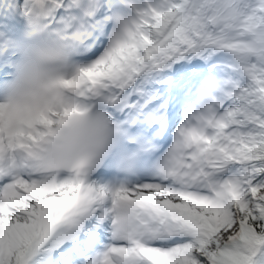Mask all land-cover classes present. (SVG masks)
Returning <instances> with one entry per match:
<instances>
[{"label": "snow or ice", "instance_id": "1", "mask_svg": "<svg viewBox=\"0 0 264 264\" xmlns=\"http://www.w3.org/2000/svg\"><path fill=\"white\" fill-rule=\"evenodd\" d=\"M52 41L113 135L45 167L57 110L0 96V264H264V0H0V90Z\"/></svg>", "mask_w": 264, "mask_h": 264}, {"label": "clouds", "instance_id": "2", "mask_svg": "<svg viewBox=\"0 0 264 264\" xmlns=\"http://www.w3.org/2000/svg\"><path fill=\"white\" fill-rule=\"evenodd\" d=\"M68 53L57 42L31 46L14 67L7 87L0 90L12 109L25 118L38 108L57 110L54 134L48 136L40 150L39 163L45 167L74 169L99 158L110 146L112 128L98 111L70 109L64 115L63 78Z\"/></svg>", "mask_w": 264, "mask_h": 264}]
</instances>
